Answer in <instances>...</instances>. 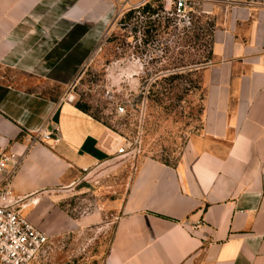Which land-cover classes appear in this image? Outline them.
I'll list each match as a JSON object with an SVG mask.
<instances>
[{
	"label": "crops",
	"instance_id": "obj_1",
	"mask_svg": "<svg viewBox=\"0 0 264 264\" xmlns=\"http://www.w3.org/2000/svg\"><path fill=\"white\" fill-rule=\"evenodd\" d=\"M222 3L213 60L201 71L199 131L176 165L142 161L103 251L107 232L89 231V260L264 264V6ZM109 12L108 0H0V149L23 156L11 188L25 200L23 214L50 241L69 236L77 245L88 234L64 227L62 192L78 172L113 160L125 139L69 99L1 80V70L35 78L74 76L107 28ZM41 127H57L59 141L32 142ZM3 181L0 173V186Z\"/></svg>",
	"mask_w": 264,
	"mask_h": 264
},
{
	"label": "rangeland",
	"instance_id": "obj_2",
	"mask_svg": "<svg viewBox=\"0 0 264 264\" xmlns=\"http://www.w3.org/2000/svg\"><path fill=\"white\" fill-rule=\"evenodd\" d=\"M142 1L133 6L125 0H108L107 28L98 32L90 56L72 77L35 78L1 70V80L85 105L89 113L119 132L128 146L127 152L117 153L110 162L78 172L75 184L62 192L59 211L65 216L64 227L86 230L88 234H81L77 245L69 236L59 242L51 239L47 251L34 264L99 263L89 260L85 252L89 231L107 232L102 239L103 251L113 235L119 205L142 161L151 157L175 164L190 137L201 127L203 87L187 93L178 106L170 107L168 99L163 103L147 101L150 86L158 77L172 73L183 72L188 79L186 67H176L183 62L202 60L206 55V62L198 66L203 68L213 60L212 34L223 1L264 6V0H189L185 12L178 15L176 0ZM147 4L158 14L144 12ZM154 24L160 26L157 34L152 30L148 33ZM192 40L193 45L189 42ZM200 73L193 79L200 81ZM143 91L145 98L138 101ZM120 105L126 108L124 114L118 113ZM98 256L100 259L103 254Z\"/></svg>",
	"mask_w": 264,
	"mask_h": 264
},
{
	"label": "built area",
	"instance_id": "obj_3",
	"mask_svg": "<svg viewBox=\"0 0 264 264\" xmlns=\"http://www.w3.org/2000/svg\"><path fill=\"white\" fill-rule=\"evenodd\" d=\"M189 0H176L177 14L185 12ZM126 108L118 107V113L124 114ZM59 129L55 127L45 131L41 127L31 135L32 142L47 140L59 141ZM128 146L121 145L117 153L127 152ZM23 156L12 150L0 149V173L4 176L0 186V264H32L50 244L49 235L32 224L23 214L25 200L16 196L11 188L13 177L18 172Z\"/></svg>",
	"mask_w": 264,
	"mask_h": 264
},
{
	"label": "trees",
	"instance_id": "obj_4",
	"mask_svg": "<svg viewBox=\"0 0 264 264\" xmlns=\"http://www.w3.org/2000/svg\"><path fill=\"white\" fill-rule=\"evenodd\" d=\"M133 11L135 12V10ZM143 11L150 12L152 13V15L158 14V10L152 9L151 4H147L146 6H144ZM159 27H160L159 25L154 24L147 32L150 33V31L152 30L157 34ZM189 42L191 43V45H193L194 40ZM211 55L213 57L212 49H211ZM206 57H207L206 55H203L202 60L199 59V60L188 61L186 63L183 62L181 65L176 66V67H186L187 70L186 73L188 79L186 78L183 72L172 73L170 75L158 77L156 81L152 83L150 89L147 91L148 93L146 95L147 101H159L163 103L165 99H168L170 101L169 104L170 107L178 106V104L183 100L184 96L187 93L193 92L194 90L203 87L202 78L200 81H197V79L194 80L193 77L196 78L198 77L200 70H202V67L199 68L198 66H203V64L206 62L204 61L205 59H207ZM183 79L185 80V84H187L185 87H182L184 83ZM157 85H160L161 87H159V89H156ZM145 93L146 91H143L138 101L141 98H145ZM76 106L81 110L88 112L87 107L85 105H82L81 103H76ZM202 112H203V100H202ZM201 119H202V113H201ZM159 161L171 166H174L177 163L176 162L175 164H172L168 161H163V160H159Z\"/></svg>",
	"mask_w": 264,
	"mask_h": 264
},
{
	"label": "bare ground",
	"instance_id": "obj_5",
	"mask_svg": "<svg viewBox=\"0 0 264 264\" xmlns=\"http://www.w3.org/2000/svg\"><path fill=\"white\" fill-rule=\"evenodd\" d=\"M211 8V7H210Z\"/></svg>",
	"mask_w": 264,
	"mask_h": 264
}]
</instances>
